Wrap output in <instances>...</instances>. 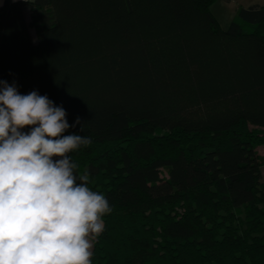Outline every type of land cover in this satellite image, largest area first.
I'll return each mask as SVG.
<instances>
[{"label": "trees", "instance_id": "16d2710c", "mask_svg": "<svg viewBox=\"0 0 264 264\" xmlns=\"http://www.w3.org/2000/svg\"><path fill=\"white\" fill-rule=\"evenodd\" d=\"M213 1L0 6V80L91 138L71 157L112 207L92 264H264V4L224 29Z\"/></svg>", "mask_w": 264, "mask_h": 264}, {"label": "clouds", "instance_id": "9594fccd", "mask_svg": "<svg viewBox=\"0 0 264 264\" xmlns=\"http://www.w3.org/2000/svg\"><path fill=\"white\" fill-rule=\"evenodd\" d=\"M76 124L47 95L0 80V264H92L112 207L77 173L71 153L92 141L64 135Z\"/></svg>", "mask_w": 264, "mask_h": 264}, {"label": "rangeland", "instance_id": "374dc122", "mask_svg": "<svg viewBox=\"0 0 264 264\" xmlns=\"http://www.w3.org/2000/svg\"><path fill=\"white\" fill-rule=\"evenodd\" d=\"M251 4H264V0H215L210 5V11L215 16L218 24L226 29L240 6ZM25 17L28 18L29 10H25ZM29 32L33 41L36 40L35 32L32 27H29ZM256 153L260 159L259 172L260 176H264V145L257 144L255 147Z\"/></svg>", "mask_w": 264, "mask_h": 264}, {"label": "crops", "instance_id": "0c3cea01", "mask_svg": "<svg viewBox=\"0 0 264 264\" xmlns=\"http://www.w3.org/2000/svg\"><path fill=\"white\" fill-rule=\"evenodd\" d=\"M6 1H9V2L20 1V2L25 3V4L23 5V12H24V15H25V12H26L25 10H26V9L29 10V6H30V4H31L34 0H0V6H1L4 2H6Z\"/></svg>", "mask_w": 264, "mask_h": 264}]
</instances>
